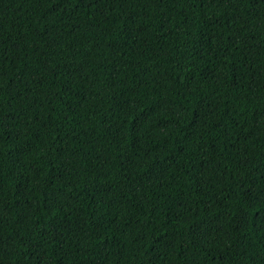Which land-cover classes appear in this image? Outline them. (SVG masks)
<instances>
[{"label": "trees", "instance_id": "16d2710c", "mask_svg": "<svg viewBox=\"0 0 264 264\" xmlns=\"http://www.w3.org/2000/svg\"><path fill=\"white\" fill-rule=\"evenodd\" d=\"M0 264H264V0H0Z\"/></svg>", "mask_w": 264, "mask_h": 264}]
</instances>
